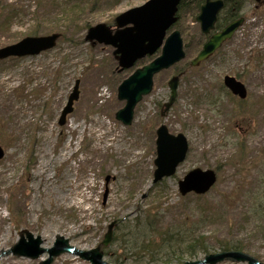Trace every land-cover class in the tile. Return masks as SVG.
<instances>
[{
	"label": "rangeland",
	"instance_id": "1",
	"mask_svg": "<svg viewBox=\"0 0 264 264\" xmlns=\"http://www.w3.org/2000/svg\"><path fill=\"white\" fill-rule=\"evenodd\" d=\"M7 1L29 12L36 8L28 0ZM89 1L92 2L79 4L65 0L66 7L62 8L63 4L55 0H44V8L36 18L28 13L11 27L1 26L0 17V48L27 36L63 33L53 50L20 61H0V146L6 154L0 158V264H37L38 260L1 255L24 230L40 235L45 248L59 234L70 245L87 251L97 247L110 221H131L148 210L157 197L151 187L155 131L160 124L173 134L186 135L189 146L186 160L163 183L165 204L179 201L177 182L184 174L193 168L216 169L218 180L206 197L212 211L216 205L217 216L207 229L222 239L244 238L251 228L250 222H245L249 194L264 180L260 176L264 171V55L253 42L246 44L242 52L245 41L240 36L242 33L248 39L253 33L259 35L264 49V7L255 11L250 2L243 13L248 27L244 26L210 60L187 70L179 81L175 104L162 117L160 111L169 96L168 79L187 66L198 51L191 46L198 36V24L189 18L180 20L175 28L182 32L185 61L157 74L152 91L137 104L133 121L126 127L114 117L124 107L117 98V87L148 58L117 73L112 48L90 46L84 36L92 25L105 23L112 27L117 15L147 0ZM74 5L75 9H71ZM252 12H258L257 18ZM76 14L78 19H70L77 18ZM36 25L41 31L31 34ZM254 25L258 27L256 31ZM60 66V80L55 89L49 87L43 99L35 89H42L39 84L48 87L52 77L42 70ZM224 74L245 83V106L252 111L251 118L230 120L233 106L221 89ZM75 80L80 81V99L60 127L58 117ZM18 88L14 95L12 92ZM217 97L218 103L212 104L210 100ZM45 102L49 103L47 107L42 106ZM241 130L246 132L245 159L233 161L238 152L236 132ZM108 175V196L103 203ZM228 195L232 199L222 212L220 198ZM249 243L248 253L264 262V237L249 238ZM108 249L115 250V246L111 243ZM106 260L110 262L109 257ZM53 264L88 263L65 254Z\"/></svg>",
	"mask_w": 264,
	"mask_h": 264
},
{
	"label": "water",
	"instance_id": "2",
	"mask_svg": "<svg viewBox=\"0 0 264 264\" xmlns=\"http://www.w3.org/2000/svg\"><path fill=\"white\" fill-rule=\"evenodd\" d=\"M180 0H150L141 7L132 8L115 20L118 30L113 34L103 24L90 28L87 36L88 40L95 39L99 43H105L115 47V54L119 55L118 63L122 69L131 68L135 61L144 58L145 55H153L157 49L163 44L166 31L176 22L174 17L177 10L176 5ZM221 2L207 3L201 8L198 20L200 21L204 33H208L212 29L215 21V14L222 6ZM238 26V22L230 24V27L225 29L218 35L213 36L208 43L199 52V55L191 61L192 66H196L199 62L205 60L220 44L230 38L234 29ZM57 35L48 37H37L22 40L16 45L0 49V59L8 56L38 54L42 50H48L55 46ZM182 39L179 37V32L176 31L166 38V42L162 47V53L156 57L151 63L140 69H136L134 74L125 79L118 87V98L124 100L125 107L116 113L118 120L124 125L131 123L133 119V110L136 103L143 96H146L152 89V79L159 71L167 70L170 66L178 63L185 58L184 49H182ZM226 86L232 92L238 94L241 98L246 95L244 87L235 79L226 77ZM170 97L165 105V111L173 104L176 97V89L178 87V78L173 77L169 81ZM79 81L75 82V87L69 96V101L62 111L59 125L66 121V116L73 110L72 104L78 100ZM156 160L154 171V182L161 180L162 177H169L175 171L176 167L185 159V154L188 150L187 141L184 135L177 136L169 135L165 126H161L156 132ZM4 156L3 150L0 147V158ZM183 181H179L178 189L181 195L193 192L196 194H205L210 187L215 183L216 177L212 170L193 169L183 177ZM108 180V179H107ZM106 180V182H108ZM107 192L104 195L106 198ZM115 222H111L107 232L100 245L108 246L112 240V233ZM43 243L42 238L33 235L24 230L18 235L14 245L5 251L4 254H12L23 259L36 260L44 254H48L47 260H42L38 264H51L54 258L61 254L72 253L90 264H108L103 260V252L101 246L89 249V251L78 250L69 245V240L56 235V240L50 248H41ZM247 262L248 264H261L254 257L249 256L242 251L218 252V254H208L202 260L186 261L183 264H219V262ZM264 264V263H262Z\"/></svg>",
	"mask_w": 264,
	"mask_h": 264
},
{
	"label": "trees",
	"instance_id": "3",
	"mask_svg": "<svg viewBox=\"0 0 264 264\" xmlns=\"http://www.w3.org/2000/svg\"><path fill=\"white\" fill-rule=\"evenodd\" d=\"M43 1H39L38 8L42 7ZM55 1L63 4L62 8L66 7L65 0ZM76 2L88 4L92 1L76 0ZM27 13L18 4L0 0L3 27H10L15 20L24 19ZM76 16L78 17V14ZM33 30L32 34H37L39 31L37 28ZM238 142L239 149L243 151L245 147L242 137ZM163 188L162 183L155 186L157 197L152 199L148 210H143L141 215L131 221L124 219L118 222L113 239L115 250L105 252V256L110 258L112 264H176L218 250L248 251L249 238L264 237V180H261L257 188L249 194L250 201L245 212L248 220L245 222H250L251 228L244 238L238 240L217 239L216 233L207 229L208 225L215 222L217 216L216 206L211 205L212 211L208 199L195 195L185 196L169 207L164 205L165 201H161L164 195ZM231 197L228 195L220 198L222 212L227 209L226 203L231 201Z\"/></svg>",
	"mask_w": 264,
	"mask_h": 264
},
{
	"label": "flooded vegetation",
	"instance_id": "4",
	"mask_svg": "<svg viewBox=\"0 0 264 264\" xmlns=\"http://www.w3.org/2000/svg\"><path fill=\"white\" fill-rule=\"evenodd\" d=\"M229 4H231V5H230V6L228 5V7L233 8V9H232V12H234V11H235V8H234V7H236V6H238V5L234 4L233 1H231ZM225 16H226V15H225ZM225 16L221 15V16H220V21H221L223 18H225ZM226 20H227L226 18L223 19L221 25H223V24L226 22ZM206 39H209V37H206Z\"/></svg>",
	"mask_w": 264,
	"mask_h": 264
}]
</instances>
